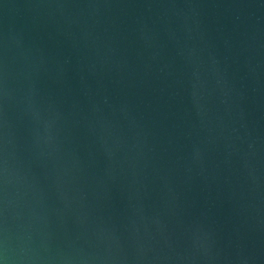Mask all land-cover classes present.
<instances>
[{
  "label": "water",
  "instance_id": "95a60500",
  "mask_svg": "<svg viewBox=\"0 0 264 264\" xmlns=\"http://www.w3.org/2000/svg\"><path fill=\"white\" fill-rule=\"evenodd\" d=\"M0 264H264V0H0Z\"/></svg>",
  "mask_w": 264,
  "mask_h": 264
}]
</instances>
